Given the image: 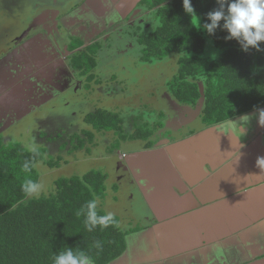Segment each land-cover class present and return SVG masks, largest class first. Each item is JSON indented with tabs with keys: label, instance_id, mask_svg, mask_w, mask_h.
Here are the masks:
<instances>
[{
	"label": "trees",
	"instance_id": "1",
	"mask_svg": "<svg viewBox=\"0 0 264 264\" xmlns=\"http://www.w3.org/2000/svg\"><path fill=\"white\" fill-rule=\"evenodd\" d=\"M192 4L196 10L193 16L184 11L182 0L142 1L141 6L153 12L150 17L155 25L153 32H136L143 48L142 60L151 64L177 59V72L167 85L168 93L184 107L196 109L200 102L204 103L200 118L205 128L264 108V42H261V51L244 52L236 40L224 39L228 33L222 26L209 34L203 24L207 21L206 13L218 7L216 0H192ZM209 42L219 52L215 60L205 56ZM79 46L71 47V52ZM93 47L96 50L95 45L74 56V67L83 74L96 72L97 63L88 54ZM94 79L95 74L90 81ZM165 112L159 116L156 113L154 121L134 125L135 133L127 134L122 131L124 120L117 114L98 110L86 117V123L93 130L84 131L85 137H71V143L77 142L75 151L87 145L97 146L95 133L100 132L116 134L120 142L142 140L151 148L152 138L164 127ZM1 129L2 124L0 264H53L55 255L68 248L84 251L93 258L94 264H112L121 258L128 249L127 237L139 230L123 232L112 218L107 227L97 225L89 231L85 223L86 209L82 211L88 201L95 199L97 215L109 213L108 206L105 207L108 193L111 194L108 174L93 171L57 179L52 175L55 181L49 182L54 184L51 192L29 196L23 186L29 181L42 185L40 166L57 170L64 161L62 157L53 159L45 147L30 149L26 142L15 143L13 137L7 140ZM57 139L53 137L54 141ZM31 142L40 144V138L35 137Z\"/></svg>",
	"mask_w": 264,
	"mask_h": 264
},
{
	"label": "crops",
	"instance_id": "2",
	"mask_svg": "<svg viewBox=\"0 0 264 264\" xmlns=\"http://www.w3.org/2000/svg\"><path fill=\"white\" fill-rule=\"evenodd\" d=\"M142 1L143 0H98L96 2V0H89L88 10L83 16H77L81 22L73 23L70 26L71 29L68 31L70 35L71 31H73L74 38L80 43L84 41L86 45L101 43L104 38L109 39L111 38L110 36L119 31V27H116V22H121L120 18H124V21L128 20L129 17L135 13L137 7L142 4ZM3 2V0L0 1L2 6ZM108 2L109 7H116V10L111 11L108 5H104V3L108 4ZM11 4L12 9L10 4L8 7L14 12V0L11 1ZM95 5H98V8H96ZM54 11L55 14L58 13L60 15L59 17L57 16V18L63 20L62 14L58 10ZM43 13L44 21L38 22L39 25L33 26L28 30L24 39L21 41L22 43L24 42L23 47L19 48L14 46L11 58L16 61V64L21 65L26 60H29V57L32 58V53H35L41 57L38 59L41 60L39 61L40 71L44 74V77H48L49 74H52V70L48 65L46 66V64L51 65L52 59H57V63L61 62V56L58 53L59 49L55 48V45L47 42L48 39L45 37L47 36L46 26H50L49 29L51 34L54 35V37L61 38V42L63 39L61 36L63 34L61 26H52L53 23L49 21L51 13L48 12L47 9L43 11ZM126 13H128V15H126ZM99 14L103 18L104 16H107L106 18L110 17L109 24L102 22L100 27H97L96 22L92 21L96 19ZM40 15L43 17L41 12ZM116 16L120 18L116 19ZM90 22L92 26H89ZM27 27L30 26L27 25ZM51 27L53 29H51ZM42 30H45V32ZM39 34L44 36H37ZM12 44L13 39L9 41V46ZM32 47H37L38 50L36 51L34 48V51H32ZM52 47L54 48V52L51 50ZM48 50L49 58L40 55L42 51L47 52ZM3 54L4 53H2V55ZM25 65H27V63ZM30 70L31 69H29V71ZM33 71H35V69L30 72L32 73ZM36 71L39 72L37 69ZM1 90L2 89H0V91ZM248 115L252 118L245 126L244 132L241 130L243 126L239 125L242 123L240 118L234 119V122L229 121L220 126H215L219 134L223 135L222 137L214 138L212 141L209 140L205 146H197L193 149H181L178 148V145L186 140H178L173 145H169L167 142L168 144H165L163 148L141 150L133 154L135 155L153 150L166 151L168 158H173V161L179 164L176 165L173 162L179 177L177 182L169 179L170 177L167 178L171 180L173 184L172 196L169 198H166L164 195L161 196L158 192L159 189L158 191L157 189H153L147 194L144 193L138 182L145 205V214L140 215L139 220L141 224L139 227L133 229L139 230L134 236L141 235L145 232H169V237H172V241L175 244H172L170 250L173 253H178L167 262H165L166 260L159 261L154 259L153 263L146 264H215L217 261H215L213 254L217 253L216 246L224 245L229 239L227 235L236 233L235 231H239V234L233 236L234 238H243L238 243L236 241L235 245L232 247L239 246L241 252H248L249 254V256H246L248 257L246 260L239 261L240 264H261V262H263L255 261L259 257L264 256L262 255V253H264V238L258 240L256 237V235L260 234L259 232L264 233V172L256 166L257 157L264 156V126L258 123L257 111ZM214 145L216 146L212 147ZM170 147L175 148L172 155H170L167 150ZM89 149H94V145H87V149L80 150L78 154L75 155V161L78 162L81 160L78 158L79 154L86 156ZM93 153H97V151H93ZM201 160L207 162L204 164L203 168H201L204 171L200 172V170L195 167L196 164L194 162ZM189 162H191V165H189ZM159 163L158 161L155 165ZM80 173L82 174L83 172ZM200 177H203V181H197ZM220 178L224 179V182L221 181L220 184L224 183L225 186L228 187L229 182L234 183L241 188L239 190L240 192L236 189V192L239 193L234 196L232 195L228 199L214 198L211 196L206 198L198 195L197 192H199V189L202 188L205 183L210 180L216 181ZM219 181L220 180H218V183ZM166 185H168L167 181H162L160 188H165ZM152 193L154 194L153 199L151 198L152 196H150ZM162 193L164 194V192ZM243 195H249V197L242 198L240 202L237 201L234 202V204L229 203L230 199L233 200ZM112 199L114 200V198ZM114 202L117 204L118 200L116 199ZM212 217L216 218V221H219V223H211ZM242 219L246 221V223L247 221L251 223L244 228H239V226L243 224ZM228 228H230L232 232H229ZM223 230L225 231L222 232ZM176 236L178 237L177 239ZM154 244L157 248H160V253L165 250L167 251V248H162L158 240L157 242L155 241ZM154 244L152 243L151 245ZM142 247H144V244ZM156 247L152 249L154 252H158ZM141 250L145 251V248ZM223 251L224 249L220 250V252ZM250 251L258 254L252 256ZM188 254L192 255L190 256L191 261L189 263L187 262V256L185 257V255ZM153 256L157 258L158 254H154Z\"/></svg>",
	"mask_w": 264,
	"mask_h": 264
},
{
	"label": "flooded vegetation",
	"instance_id": "3",
	"mask_svg": "<svg viewBox=\"0 0 264 264\" xmlns=\"http://www.w3.org/2000/svg\"><path fill=\"white\" fill-rule=\"evenodd\" d=\"M97 1L98 0H96V2ZM22 4H23L22 8L21 6L19 7L15 6V11L12 13H11V9L8 8V6H5V5L4 7L2 6L3 12L2 14H0V23L3 24V16L5 14L11 13L10 15L12 17L11 19L12 23H9V25H11L10 28L14 29V33H11V34L4 33L2 37L0 36V55L2 53H6V51H9L14 46L22 48L24 45V42L22 43L21 41L24 39L28 30L33 26L39 25L38 22L44 21L43 11H45L46 9L48 12L51 13V17L49 21L53 23L52 26L62 27V34H63L61 36L63 37L62 42H61V38L60 39L57 37L55 38L54 35H52L51 39L48 35L45 36L46 39H48L47 42L50 44L55 45L54 44L55 39L58 41L57 45L59 47H55V48L59 49L58 53L61 56V62L57 63V60L55 59L51 60L52 62L55 61L57 63V64L54 63L53 64L54 67L51 68L52 74H49L48 77H44V74L38 68L40 66L39 61H41L38 59L41 57L36 55L35 53H32L34 64H36L38 68L37 70H39V72H37L35 69V71H33L32 73L34 74L38 73V76L41 79H44V81L50 82V83L54 81V83L53 85H49L48 83L47 85H45L46 87L43 86L42 84L36 85L38 88L37 89L38 97L36 101L38 103L35 104V102H33L29 105L31 106L29 111L32 113L30 117H32V120H33L32 125H37L36 123L39 124L37 128L47 129L48 132H56L54 133V135L52 134V136H49L51 141L45 145V147L49 149L51 154H54L55 152L59 151L60 144H58L57 142L53 140V136L59 137V134H60L62 137L65 138V141L67 144L71 142V141H67V138H69L70 136L65 133L66 132L65 129H68L66 127V122H67V117L69 118V116L66 115L67 117H65V119L62 121L63 122L62 125H58L57 123L54 122V119L58 120L59 118H57V116L53 112H51L52 114L51 113L48 114L49 111L51 110L64 111L66 108H69V107L71 108L73 104H77L79 101L84 102L81 99V93L86 90L88 93H90L89 94L90 96L97 95L98 97L99 96L98 94H102L103 96L104 95H108L111 97L113 96L112 97L113 99L110 103L112 104L114 101H115V105L120 103V108L122 109V112H123L124 108L126 110L130 108L129 99L131 98H128V97L134 98L135 93H130V96L128 95V97H126V93L118 92V88H121V87H117L116 85L113 86L112 88V89L115 88V91H111L112 89H110L109 87L114 81L111 80V84H110V81L106 80L105 77L103 76H100V78L97 77V75H99L101 71L103 70L100 66H98V60H99L97 57L98 50H95L94 52L91 51V53L88 52V54L91 55L97 63L95 73L90 72L89 74H83V72L78 71L74 67L75 66L73 64L74 56H76L78 53H81V51L88 49L89 47L96 45L98 49L99 47L98 45L102 46L101 43H94L91 45H86L84 43L85 41L83 43H80L76 38H74L73 31H71V35L68 31L71 29L70 26L73 23L81 22L79 17L83 16V14L88 10L89 0H40L38 2V5L35 3V1H32V0H22ZM104 5L106 6L108 5L109 7V2L108 4L104 3ZM35 6L38 8V10L36 11V12L39 11L38 13L33 11V7ZM95 6L96 8H98V5H95ZM109 8L111 9V11L116 10V7L113 8V6ZM138 8H140V11L136 13V16H134L135 14L134 13L133 14L134 17L131 15L128 20L124 21L123 20L124 18H120L116 16V19H119V18L121 19V22L120 21L119 23L116 22V27H119L118 29L120 32L125 30L127 33H129V35L126 37H121L119 36V31H118L114 35L110 36L111 38L109 39H115V43L112 46L115 45L116 46L115 49L116 50L119 49L118 51H115V56H122L128 53L132 49V43L134 45L133 47H135L136 43L139 45L138 37L135 36L136 32L138 30H142V32H145L146 28L153 25V21L151 20L148 24L146 25L143 24V22L147 20V18L150 17L153 12L147 10L146 8L142 9L141 5H139ZM54 10H58L62 14L63 20L57 18V16L59 17L60 15L58 13L55 14ZM40 12L43 14V17L42 15H40ZM126 15H128V13H126ZM77 16L79 17L77 18ZM99 17H101L100 14L98 17H96L95 20L92 21V22H96L97 27L98 26L100 27L102 22L105 24L106 23L109 24L110 17L108 18H106L107 16H104V18L103 17L99 18ZM91 24L92 23L90 22L89 26H92ZM27 25H29L30 27H27ZM49 33H50V29H49ZM9 39L11 40L13 39V44L11 46H9V43L7 41ZM106 39L107 38H104L103 41H105ZM75 43L81 44V45L77 47L78 49L76 51L71 52V47H73ZM5 45H8L9 47L8 46L6 47ZM37 47H32V51H34V48L37 51L38 50ZM60 47H62L63 49H61ZM127 47L131 49L127 51ZM40 55H43L46 58H49V51L48 53H46L45 51H42ZM169 60H172L174 63L173 58ZM99 61L103 62L101 60ZM94 74H95V79L93 81H90L91 77ZM98 80H101V83H98L100 82ZM85 82H86V85H85ZM86 86L87 88H85ZM152 94H153L152 98L155 99L156 98L155 91ZM115 95L116 97H114ZM97 97L93 101H89L88 103L84 104L85 107L89 106V103L94 105L93 106L94 109L92 110L91 113H95L98 110H107L109 112H113L116 114L120 111V110H116L115 107L107 108L108 107V105L106 104L107 101L103 100L102 102H100L97 99ZM139 97L141 98V96ZM169 99L170 100L167 105L170 106L172 115L170 113L165 112L166 120L164 121V127L159 129L157 133L155 134V136L152 138L151 142H153L154 144L151 148H149L148 146L149 143L144 142L142 140H136V141L128 140L126 142H120L119 137L116 138L114 134L112 133H100V132L95 133L96 134L95 137L97 139L96 141L97 146H94V149H92L90 152L88 151V154L85 157H83L82 160L78 162L75 161L74 157L76 153H78L80 150L74 152V154H69V158L68 157L65 158L68 160H64V158L62 157L64 162L62 163L61 168L54 170L55 173L60 174L61 171L65 172L68 167H71L73 170L77 172H83V173L86 172L88 170L87 168H89L92 165H101L105 167L108 177H109L108 181L112 179V175L117 176V180L115 184L112 185L111 190H110L111 195L108 196V199L106 202L107 205L111 203L109 208H113L116 210L118 208H121V207L123 208L124 206L129 205V210L131 211L130 213L140 219V215L145 214V205L143 203L142 196L139 194L140 187L136 179V174H134V172L131 170L128 159L134 153L139 152L141 150H151L154 148H157V149L163 148L165 147V144L167 145L168 143L169 145L171 144L173 145L178 140H187L195 136L199 132H202L205 129H208L207 127L205 128L203 121L200 118L202 109L204 107V103L200 102L199 106L196 109H193L194 112L192 114H195L193 116L188 112V109H192V108L184 107L180 105L179 102H177L170 95H169ZM47 101H48V104H45L44 107H41V105ZM39 106L40 108H38ZM168 106H166L167 109H169ZM24 107H26V104L24 105ZM157 109L160 112H164V107L160 108V106L158 105ZM44 111H45V114H43ZM179 111L181 113H179ZM196 113L198 114V116ZM89 114L90 113H88L87 116ZM119 116L122 117L121 114ZM9 119L10 118H7V116L1 118L2 128H6L7 125H13V123H11L12 120L9 121ZM121 120H124L123 126L127 127V130H126L127 134L131 132H132L131 134L135 133L134 124H132L133 127H130L129 129V126L127 125L128 120H126V118L121 119ZM180 125L184 127L180 128L181 127ZM29 129L32 130V127ZM23 135H26V134H23ZM107 135H108V140L106 141L105 136ZM111 141L113 144H110ZM119 142H120V145L118 144ZM93 151H97V153H93ZM92 157H95V160L92 159ZM99 158L101 160V164H97V161H99ZM88 159H91V160L89 161ZM104 165H107V167ZM41 178H42L41 184H48V182H53L51 176L48 177L47 179L45 177H41ZM57 178H58V175L56 179ZM115 187H117V189ZM112 198H114V201L116 199L118 200L117 204H113L114 201ZM259 233L260 234L256 235V237L258 238V240H261L262 238H264V233L263 232H259ZM133 235L135 234H132L130 236H133ZM130 236H128L127 238H129ZM242 238L243 237H240L238 239L230 238L224 245L216 246L217 253L213 254L215 261H217V263L215 264H239L240 263L239 261L241 260V258L242 260H246L248 258L246 256L247 255L249 256L248 252H241V249L239 246L232 247L235 245L236 241L238 243L240 240H242ZM134 243H137V242H134ZM221 249H224V251L220 252ZM250 254L254 256V255H257L258 253H254L250 251ZM262 255H264V253H262ZM263 259H264V256L259 257L255 262H259L260 260H263Z\"/></svg>",
	"mask_w": 264,
	"mask_h": 264
},
{
	"label": "rangeland",
	"instance_id": "4",
	"mask_svg": "<svg viewBox=\"0 0 264 264\" xmlns=\"http://www.w3.org/2000/svg\"><path fill=\"white\" fill-rule=\"evenodd\" d=\"M3 1H4L3 6L4 5L8 6L10 4L11 9H12V4H11L12 0H3ZM32 1H35V3L38 5V2L40 0H32ZM14 5L16 7L21 6V8H22V5H23L22 0H14ZM141 8L144 9L143 6H141ZM37 10H38V8L36 6L33 7L34 12H36ZM138 11H140V8L137 7V10L135 11L134 16H136V13H138ZM2 12H3V9H2V5L0 4V14H2ZM38 12H36V13H38ZM11 13H12V11H11ZM10 14H5L3 16V24L0 23V36L1 37L3 36L4 33H8V34L14 33V29L10 28L11 25H9V23H12V20H11L12 17ZM93 20H95V19H93ZM150 20H152V19L150 17H148L147 20H145L143 22V24L144 25L148 24L150 22ZM154 26L155 25H152L148 28L145 27L146 32L147 33L153 32ZM46 27H47L46 28V30H47L46 35H48V33H49L48 29L50 26H46ZM42 31L45 32V30H42ZM128 35H129V33H127L125 30H123L121 32L119 31V36H121V37H126ZM37 36H44V35L39 34ZM49 37L50 38L52 37L51 32L49 33ZM55 38H56V36H55ZM7 41L9 43V41H11V39H9ZM114 43H115V39H106L105 41L102 40V42H101L102 46H99L98 49L96 48V50H98V54H97L98 59L103 61V62H100L98 60V66H100L103 70L101 71V73L99 75H97V77L98 78H100V76L105 77L106 80L110 81V84H111V80H113L114 82L111 84V86L109 88L112 89L113 86H115V85L117 87H121V88H118V92L126 93V97H128L129 92L135 93L134 98L128 97V98H131V99H129L130 108H128L127 110L124 108L123 112H122V109L120 108V103H118V101H117L118 104H116V105H115V101L112 104L110 103L113 99L112 98L113 96L112 97L108 96V95L103 96L102 94H98L99 95L98 97H97V95L90 96L89 95L90 93H88L86 90L83 91L81 93V99L84 102L79 101L77 104H73V106H71V108L70 107L66 108L64 111L51 110L48 112V114L53 112L57 116V118H59L58 120L54 119V122L57 123L58 125H62V123H63L62 121L65 119V117H67L66 115L69 116V118L67 117V122H66V127L68 129H65V131H66L65 133L70 136L69 138H67V141H71V137L73 139L77 135L84 137L86 135V132H84V130L85 131L86 130L87 131L93 130L86 123L85 118H86L88 113L92 112V110L94 109V107H93L94 105L89 103V106L85 107L84 104L88 103L89 101H93L96 97L100 102H102L103 100H106L107 101L106 104L108 105L107 108H109V107L114 108L115 107L116 110H120L116 114L119 118H121V119L126 118V120H128L127 125L129 126V129H130V127H133L132 124H134V125L138 124V126H139L141 122L154 121L155 119H157V114L159 116V113H160V111L157 109L158 105L160 106V108L164 107V111L171 114L170 106L167 105L169 103V100H170L169 95H168L167 85L177 72V59L173 58L174 63L172 60H169V59H165L164 61H161V62L155 61L151 64L145 63L142 60L143 48L139 47V45L137 43L136 44L134 43L135 47H133L134 45L132 43V49L127 47V51H129V49H131L128 53H126L122 56H115V51H118L119 49L116 50L115 49L116 46L115 45L112 46ZM54 44H55V47H59L57 45L58 41L56 39H55ZM78 45H81V44L75 43L73 46H78ZM5 46L7 47L8 45H5ZM60 48L63 49L62 47H60ZM13 50H14V48H11L9 52L6 51V53H4L3 55L2 54L0 55V58H1L0 59V65H1L0 66V89H2L0 91V124H1V118L6 117V116H7V118H10L9 121L12 120L11 123H13V125H7L6 128H2L1 131H3V133H5L7 140H11V138L13 137V139L16 140L15 143H17V142L18 143H25L26 142V145L30 149L38 148V149L43 150L45 145L51 141L49 136H52V134L54 135V133H56V132H48L47 129L37 128V126L39 125L38 123H36L37 125H32L33 120H32V117H30V115L32 113L29 111L31 106H29V105L33 102H35V104L38 103L36 101L37 97H38L37 96L38 95L37 94L38 88L36 85L42 84L43 86H45L48 83H49V85H53L54 81L51 83L46 82V81H44V79H41L38 76V73L34 74V73L30 72L33 69L40 68V67L37 68L36 64H34L33 58H31V57H29V60H26L21 65L16 64V61L13 58H11V54H13ZM52 50L54 52L53 47H52ZM48 51L46 53H48ZM92 51L93 52L95 51V47H93ZM218 55H219L218 50L215 49L212 42H209L208 46L206 48L205 56H207L209 59L215 60V58L218 57ZM2 58L4 61L2 60ZM55 60H57V59H55ZM26 63H27V65H25ZM54 63H56V62L53 61V62H51V65L46 64V66L48 65L49 68H52V67H54V65H53ZM29 69H31V70L29 71ZM24 71H26V72H24ZM71 78H73V77H71ZM69 85H70V83H69ZM85 85H86V82H85ZM85 88H87V86ZM88 88H90V87H88ZM103 88H105V87H103ZM111 91H115V88L112 89ZM154 91H155V95H156L155 99L152 98V95H153L152 93ZM139 92H141V93H139ZM122 96H124V95H122ZM138 96H141V98ZM114 97H116V95ZM25 104H26V107H24ZM45 104H48V101L43 103L41 105V107H44ZM96 104H98V103H96ZM166 106H168L169 109H167ZM38 108H40V106ZM156 110H157V112H156L157 114L155 113ZM188 112L193 116L195 115V114H192L194 112L193 109H188ZM179 113H181V112L179 111ZM43 114H45V111L43 112ZM120 114L122 115V117L119 116ZM197 116H198V114H197ZM75 118H77V119H75ZM189 119H191V118H189ZM133 120L135 122H133ZM180 126H181L180 128L184 127L182 125H180ZM31 127H32V130L29 129ZM9 129H11V130H9ZM126 130H127V127L125 126L122 131L124 133H126ZM164 130H166V129H164ZM11 131H13V132H11ZM9 132H10V134H9ZM44 133L46 135H44ZM23 134H26V135H23ZM114 136L116 138L119 137L117 135H114ZM35 137L38 139L40 138V144H34V142H31L32 139ZM21 138H23V139H21ZM105 139H106V141L108 140V135L105 136ZM55 142L60 144L59 151L55 152L54 154H51L50 151L48 152L53 157V159H56V157H63L64 160H68L65 158L66 157L69 158V154H74L75 147L77 146L76 141H74V143H71L72 142L71 141V142H69V144H65L66 143L65 138L62 136H59L58 139L55 140ZM110 144H113L112 141ZM24 146H25V144H24ZM44 149H46V147ZM84 149H87V146ZM76 154H78V153H76ZM83 157H85V156L82 154L78 155V158L81 160L83 159ZM92 159L95 160V157H92ZM88 160L90 161L91 159H88ZM99 161H97V164H101L100 158H99ZM104 166L107 167V165H104ZM87 169L88 170L85 172V174L83 173L84 175H86L90 172H93V171L100 172L103 174L107 173L105 167H103L101 165H92ZM40 171L42 172L41 177H45L46 179L52 175H54L53 179H55L57 177V175H58V178L59 177L73 178L76 176H82V174L80 172L73 170L71 167H68L65 172L61 171V173L58 174V173H55L54 170H50L46 166L44 167V165H41ZM41 179H40V181H41ZM116 180H117V176L112 175V179L109 181L110 190H111L112 185L115 184ZM53 187H54V184L53 183L49 184V182H48V184L40 185V194H48L49 192H51L53 190ZM139 194L142 196V192L140 189H139ZM110 195L111 194L108 193V196H110ZM110 204L111 203H109L107 205V203H106L105 207L107 208V206H108V208H109ZM113 204H116V202H114ZM108 208H107L108 212L112 213L113 220L116 219L115 223L118 225L119 228H121V230L123 232H131V230L140 226L141 222H140L139 218L130 213L131 211L129 210V205L124 206L123 208L122 207L118 208L116 210L113 208H109V209ZM249 223H251V222L247 221V223H245V225H243L242 227L239 226V228H244ZM143 228H145V227H143ZM228 229H229V232H232L230 230V228H228ZM235 232L236 233H232L231 235H227L228 238L229 239L234 238L233 236H236L237 234H239V231H235ZM134 237H135L134 235L130 236L128 238V242ZM130 242H132V241H130ZM135 246H139L141 248L143 246V242L141 241L140 243H138V245L135 243ZM186 256H187V262L189 263L191 261L190 256H192V255L188 254V255H185V257ZM172 257L173 256L169 257L165 262H167ZM241 260H242V258H241ZM260 261H264V259L260 260Z\"/></svg>",
	"mask_w": 264,
	"mask_h": 264
},
{
	"label": "water",
	"instance_id": "5",
	"mask_svg": "<svg viewBox=\"0 0 264 264\" xmlns=\"http://www.w3.org/2000/svg\"><path fill=\"white\" fill-rule=\"evenodd\" d=\"M218 126H220V125H218ZM222 135L223 134H219L218 129H215V127H211V128L205 129L204 131L199 132L195 136L187 139L185 142L178 145V148L193 149L194 147H197V146H205V144L209 140L212 141L216 137H222ZM215 146L216 145H214L212 147H215ZM167 150L169 151V154L172 155L175 148L170 147ZM179 152H180V150H179ZM169 158H168V154L166 153V151H156V150L154 151L153 150V151H146L143 153L135 154L128 159L129 166H130L131 170L134 172V174H136V179L140 183L141 188L144 191V193L147 194V193H150V191L153 189H157V191L159 189L158 192L160 193L161 196L164 195L166 198L167 197L169 198L172 196L171 195L172 187H173L172 181L177 182V180L179 179L173 162L176 165H179V164H177L175 161H173V158L172 159L170 158L171 160ZM158 161L160 163L158 165H155V163ZM206 162L204 160L194 162L196 164L195 167L198 170H200V172L204 171L201 168H203V166ZM190 163L191 162H189V165H191ZM168 177H170L169 179H171L172 181L167 179ZM202 178L203 177L198 178L197 181H199V180L203 181ZM218 180H220L219 183H218ZM218 180H216V181L210 180L207 183H205L204 186H202V188L199 189V192H197L198 195H201V197H206V198H209L211 196L214 198L216 197V198L228 199L232 195L234 196L240 192L239 190L241 188L239 186L235 185L234 183L229 182V185L227 187V186H225L224 183L220 184L221 181L224 182V179L220 178ZM162 181H164V182L167 181V183H168V185H166L165 188H160ZM236 189H238L239 192H236ZM162 192H164V194ZM150 196H152L151 198L153 199L154 194L152 193V194H150ZM247 196L249 197V195H243V196H240V197L235 198L233 200L230 199L229 203L234 204V202H237V201L240 202V200H242V198L243 199L247 198ZM216 220H217L216 218L212 217L211 223H217L218 224L219 221H216ZM242 223L243 224H241V227L243 225H245L246 221H243V219H242ZM224 231L225 230H223L222 232H224ZM138 236H135L134 238H132L130 240L132 242H130V241L128 242V238H127V244H128L127 251L125 252V254L121 258H119L118 260H116L112 264L153 263L154 259L159 260V261H163V260H167L171 256H175L178 254L177 252L173 253L170 250V247L174 243L172 241V237H169L170 236L169 232L168 233L167 232H145V233L138 235ZM177 238L178 237L176 236V239ZM157 240L161 243L163 249L167 248V251L165 250L162 253L159 252L160 248H157L154 244V242L155 241L157 242ZM141 241L143 242L144 247L140 248L138 246H135L134 242H137L136 244L138 245V243H140ZM152 243L154 245H151ZM155 247L158 249V252H154L152 250ZM142 248H145V251H142L141 250ZM154 254H158V257L154 258V256H153ZM261 264H264V261L261 262Z\"/></svg>",
	"mask_w": 264,
	"mask_h": 264
},
{
	"label": "clouds",
	"instance_id": "6",
	"mask_svg": "<svg viewBox=\"0 0 264 264\" xmlns=\"http://www.w3.org/2000/svg\"><path fill=\"white\" fill-rule=\"evenodd\" d=\"M216 3L218 7L206 13L207 21L203 24V28L209 34H213L218 27L222 26L228 33L224 39L236 40L242 51L248 52L250 49L261 51L260 45L264 42V0H216ZM182 4L187 14L196 15L192 0H182ZM251 118L247 114L240 117L242 123L239 125L243 126L241 129L243 132ZM257 119L258 123L264 126V108L257 110ZM256 166L264 172V156L257 157ZM23 191L29 196L38 197L40 186L29 181L23 186ZM96 208L97 201L93 199L88 201L82 209V211L86 209L85 223L89 231L97 225L107 227L112 220V213L98 216ZM96 247H101L99 241L96 242ZM53 264H94V260L84 251L74 252L68 248L55 255Z\"/></svg>",
	"mask_w": 264,
	"mask_h": 264
}]
</instances>
